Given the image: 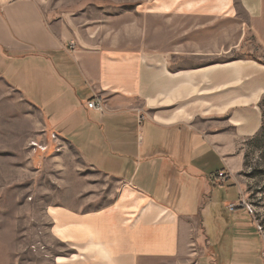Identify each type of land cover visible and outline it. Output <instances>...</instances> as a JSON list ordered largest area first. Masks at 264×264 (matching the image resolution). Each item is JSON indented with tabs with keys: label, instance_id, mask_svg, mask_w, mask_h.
I'll list each match as a JSON object with an SVG mask.
<instances>
[{
	"label": "crops",
	"instance_id": "obj_1",
	"mask_svg": "<svg viewBox=\"0 0 264 264\" xmlns=\"http://www.w3.org/2000/svg\"><path fill=\"white\" fill-rule=\"evenodd\" d=\"M228 1L128 0L162 21L149 47L147 21L116 31L53 0H0V79L52 141L115 184L106 200L92 190L49 208L51 236L67 251L53 264H264V235L243 205L244 152L263 131L264 64L229 60L217 28L194 25L199 8L222 21ZM240 1L261 21L263 0ZM97 99L102 113L87 108Z\"/></svg>",
	"mask_w": 264,
	"mask_h": 264
},
{
	"label": "rangeland",
	"instance_id": "obj_2",
	"mask_svg": "<svg viewBox=\"0 0 264 264\" xmlns=\"http://www.w3.org/2000/svg\"><path fill=\"white\" fill-rule=\"evenodd\" d=\"M116 1L119 3L112 7L96 0H53V6L83 11L87 18L98 19L95 25L110 23L116 31L131 28V22L138 26L147 21L144 26L149 33L144 41L155 47L153 32L156 22L162 21L141 14L136 3ZM203 13L202 8L196 10L194 25L201 27L210 21L220 33L211 37L222 47L226 42L229 60L252 59L264 64V17L252 24L240 0L228 1L227 17L222 21L208 20ZM178 21L181 27L193 25L191 18ZM168 23L165 20L163 25ZM126 35L133 44H140L138 31ZM262 108L264 113V101ZM42 121L39 112L0 79V264H53L56 256L67 251L51 236L49 208L78 205L92 198V190L99 191L95 195L100 200H106L115 187L83 164L73 149L52 141L41 129ZM244 157L249 202L264 235V123L259 141L246 147ZM81 191L84 197L78 196Z\"/></svg>",
	"mask_w": 264,
	"mask_h": 264
},
{
	"label": "built area",
	"instance_id": "obj_3",
	"mask_svg": "<svg viewBox=\"0 0 264 264\" xmlns=\"http://www.w3.org/2000/svg\"><path fill=\"white\" fill-rule=\"evenodd\" d=\"M87 108L90 110H94V111L102 113V112H104L105 103L100 99L93 100V101H90L87 103ZM243 205L246 206V209L249 212V214L255 217V220L257 221V228H258L259 232L261 234H263V229H262L261 225L258 223L257 212H256L255 208L253 207V205L245 204V202L243 203ZM236 207H239V206L231 205L230 210L233 211L236 209Z\"/></svg>",
	"mask_w": 264,
	"mask_h": 264
}]
</instances>
